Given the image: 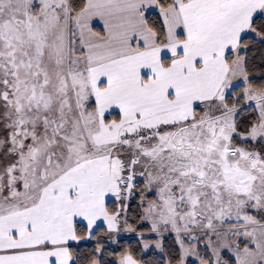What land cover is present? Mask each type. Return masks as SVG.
<instances>
[{"label":"snow or ice","instance_id":"6c2138e0","mask_svg":"<svg viewBox=\"0 0 264 264\" xmlns=\"http://www.w3.org/2000/svg\"><path fill=\"white\" fill-rule=\"evenodd\" d=\"M0 264H264V0H0Z\"/></svg>","mask_w":264,"mask_h":264}]
</instances>
